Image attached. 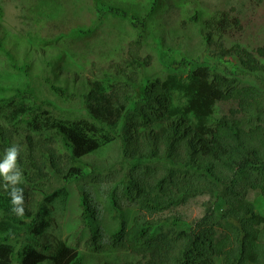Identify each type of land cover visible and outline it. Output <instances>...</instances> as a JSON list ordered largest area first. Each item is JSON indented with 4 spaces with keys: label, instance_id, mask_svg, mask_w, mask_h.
<instances>
[{
    "label": "trees",
    "instance_id": "16d2710c",
    "mask_svg": "<svg viewBox=\"0 0 264 264\" xmlns=\"http://www.w3.org/2000/svg\"><path fill=\"white\" fill-rule=\"evenodd\" d=\"M118 11L126 15L113 7L104 13ZM238 23L237 16L218 12L205 21L208 32L202 35L210 44L213 32L223 35ZM78 35L87 37L90 32L87 28ZM136 46L135 51L129 50L130 58L113 65L112 73L87 80L82 96L86 113L81 118H59L40 108L28 84L0 99V152L10 147L11 133L28 117L32 132L58 136L70 158L63 165L55 162L46 140L21 130L19 135L25 139L24 146L18 143L21 166L38 167L42 174L36 163L48 160L69 181L91 172L76 166L78 160L120 141L129 165L96 180L118 182L122 195L146 211L147 218L130 224L123 220L106 244H96L93 236L96 252L126 251L137 257L122 264H264V215L247 200L252 190L264 203V90L239 85L233 72H217L184 59L173 60L164 79L143 76L137 81L136 74H125L145 65ZM221 47L220 54L235 56L243 72L262 68L250 51L238 46L222 51ZM219 103L233 107L221 114ZM20 187L25 197L22 218L11 214L10 199L0 188V264H83L79 252L63 240L52 249L38 244L49 228L51 205L67 199L66 189L48 192L34 209L27 184ZM199 198H206L201 217L186 221L172 214ZM90 205L87 194L79 195L84 224L90 218ZM22 237L26 243L18 245ZM30 237L36 242H29Z\"/></svg>",
    "mask_w": 264,
    "mask_h": 264
},
{
    "label": "rangeland",
    "instance_id": "374dc122",
    "mask_svg": "<svg viewBox=\"0 0 264 264\" xmlns=\"http://www.w3.org/2000/svg\"><path fill=\"white\" fill-rule=\"evenodd\" d=\"M109 7L126 15L119 11L104 13ZM224 11L237 16L238 25L231 26L223 35L213 32L212 42L207 44L203 36L208 32L205 21ZM87 28L89 36L78 35V31L85 32ZM136 44L140 46L139 60H144L145 65L128 69L125 74L130 77L136 74L137 81L143 76L145 80L164 79L171 73V62L184 59L209 65L217 72H233L239 85H255L264 90L262 0H0V99L28 84L40 108L59 118H81L86 113L82 96L88 89L87 80L112 73L113 65L130 58L128 52L135 51ZM220 46L222 51L234 46L250 51L262 68L243 72L235 56L220 54ZM218 107L219 113L227 114L233 105L219 103ZM29 120L27 117L18 123L11 133L10 146L19 142L25 145L24 137L19 135L23 130L34 139L46 140V148L54 150L55 162L65 164L70 158L69 151L58 136L52 132H32L27 125ZM120 145V141H115L78 160L76 166L91 172L69 181L48 160L42 165L44 160L36 163L42 174L38 167L23 168L34 209L48 192L60 188L68 192L64 202L59 198L51 205L49 228L38 244L52 249L57 240H63L79 252L83 264L137 260L126 251L102 254L92 246L93 236L96 244H106L108 235L123 220L130 224L136 218H147L146 211L122 195L118 182L96 180L105 172L119 171L129 165L122 157ZM6 148H2L0 159ZM82 193L91 200L88 224L80 217ZM205 199L190 201L172 214L178 213L186 221L199 218L204 213ZM247 200L254 203L256 212L264 215V203L257 192L249 190ZM29 242L36 240L30 237ZM23 243L26 242L22 237L18 245Z\"/></svg>",
    "mask_w": 264,
    "mask_h": 264
},
{
    "label": "clouds",
    "instance_id": "9594fccd",
    "mask_svg": "<svg viewBox=\"0 0 264 264\" xmlns=\"http://www.w3.org/2000/svg\"><path fill=\"white\" fill-rule=\"evenodd\" d=\"M21 146L12 144L4 150L0 159V188L10 199L11 214L22 218L25 214L24 189L20 185L25 183L24 169L21 166Z\"/></svg>",
    "mask_w": 264,
    "mask_h": 264
}]
</instances>
